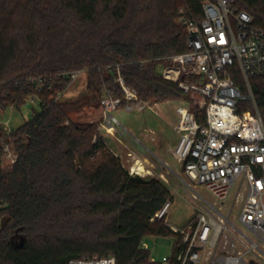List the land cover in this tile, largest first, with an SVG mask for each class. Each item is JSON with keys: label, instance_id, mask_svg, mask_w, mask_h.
Masks as SVG:
<instances>
[{"label": "trees", "instance_id": "obj_1", "mask_svg": "<svg viewBox=\"0 0 264 264\" xmlns=\"http://www.w3.org/2000/svg\"><path fill=\"white\" fill-rule=\"evenodd\" d=\"M195 0H0V110L36 97L40 109L17 128L10 167L0 159V264H68L113 256L116 264H159L143 247L149 236L175 240L163 219L150 220L171 193L155 177L131 174L99 135V120L78 121L81 99L56 97L70 83L61 72H86V87L108 89L125 104L119 73L147 103L188 97L158 68L187 49L177 10ZM264 26V0H233ZM44 77L40 89L28 79ZM264 124V78L250 77ZM236 84L242 92V77ZM242 109L252 108L248 102ZM193 109V108H192ZM194 110V109H193ZM200 120L203 113L197 112Z\"/></svg>", "mask_w": 264, "mask_h": 264}, {"label": "built area", "instance_id": "obj_2", "mask_svg": "<svg viewBox=\"0 0 264 264\" xmlns=\"http://www.w3.org/2000/svg\"><path fill=\"white\" fill-rule=\"evenodd\" d=\"M195 1L198 12L192 3L177 10L176 22L185 32L187 49L164 57L160 72L182 92L200 99L196 110L189 101L177 107L173 129L178 139L169 150L185 174L204 185L214 200L201 196L194 218L185 227L172 229L180 235L176 259L180 264H264V124L248 82L250 77L264 78V26L254 24L246 10H237L233 0ZM79 72H61L58 78L72 81ZM239 75L246 92L236 84ZM44 80L36 77L28 82L40 89ZM115 80L127 109L146 106L119 73ZM103 92L101 126L115 134L120 123L112 111L120 99L108 89ZM55 94L58 98L61 93ZM242 102L253 109H242ZM201 111L202 120L197 114ZM6 150V142H0V154ZM138 167L132 165L129 172L137 173ZM234 187L233 203L226 207ZM237 202L238 213L233 215ZM170 205L168 198L150 220H165ZM142 245L146 246L144 241ZM68 264L116 261L104 256L72 259ZM159 264L170 262L165 259Z\"/></svg>", "mask_w": 264, "mask_h": 264}, {"label": "rangeland", "instance_id": "obj_3", "mask_svg": "<svg viewBox=\"0 0 264 264\" xmlns=\"http://www.w3.org/2000/svg\"><path fill=\"white\" fill-rule=\"evenodd\" d=\"M160 68L161 66L158 70ZM103 95V90L96 92L87 89L86 72L82 70L74 80H70L67 88L58 98L63 100L81 99L84 103L83 106L78 110L70 111L69 117L82 122L99 120V135L109 146L113 147L115 152L108 148L120 158L126 169L130 170L132 165L135 167L138 165L137 173L133 174L159 178L166 184L171 193V205L164 222L172 229L185 227L198 212V204L202 202L201 196L209 201L214 200L204 185L196 183L185 174L182 164L174 157L168 147L170 142H177L178 139L177 133L173 129V124L177 119V107L189 101L191 108L196 110V106L200 103L199 97L189 95L163 102H144L146 106L143 109L137 107L127 109L125 105H118L112 114L120 125L117 126L118 131L113 136L101 126V123L105 121V113L102 116L103 109L101 110L100 104ZM39 109L40 106L36 97L27 98L19 109L8 106L0 110V126L5 131L13 130ZM151 139H155V144L152 143ZM1 142H6L8 147V151H1V163L4 167H10L12 158L16 155L15 145L9 141L2 140ZM129 148L139 149L143 151V154L139 151L129 150ZM130 151L132 154L129 155L128 152ZM154 152L158 155H155ZM143 155L146 156L145 161L141 159ZM164 160L177 172L176 175L168 169ZM234 192L235 187L224 203L226 207L233 203ZM238 205V202L235 203L233 215L238 213ZM144 242L147 243L145 248L150 251V257H153L156 263L168 259L173 253L175 245L174 238L168 236H149L144 239Z\"/></svg>", "mask_w": 264, "mask_h": 264}, {"label": "crops", "instance_id": "obj_4", "mask_svg": "<svg viewBox=\"0 0 264 264\" xmlns=\"http://www.w3.org/2000/svg\"><path fill=\"white\" fill-rule=\"evenodd\" d=\"M101 110H102V108H101ZM102 116L104 115V111L102 110ZM102 118V117H101ZM177 120V119H176ZM176 123V121L174 122V124ZM174 124H173V126H174ZM111 135H113V136H115L116 134H111ZM103 141H104V143L107 145V147H109L113 152H115L114 151V149H113V147H111V146H109L107 143H106V141L103 139ZM151 141H152V143H154L155 144V139H151ZM176 143V141L174 142H170L169 144H168V147H169V149L171 148V147H173L174 146V144ZM156 147V146H155ZM129 150H132V151H134V152H136V151H139V152H141L142 154H143V151H141V150H139V149H134V148H129ZM154 154L155 155H158V154H156L155 152H154ZM141 159H142V161H145V159H146V156L145 155H143L142 157H141ZM165 162H166V165H168V169L172 172V173H174L175 175L177 174V172L167 163V161L166 160H164ZM161 176V175H160ZM145 244L147 245V243L145 242ZM153 258V257H152Z\"/></svg>", "mask_w": 264, "mask_h": 264}, {"label": "bare ground", "instance_id": "obj_5", "mask_svg": "<svg viewBox=\"0 0 264 264\" xmlns=\"http://www.w3.org/2000/svg\"><path fill=\"white\" fill-rule=\"evenodd\" d=\"M139 168V167H138Z\"/></svg>", "mask_w": 264, "mask_h": 264}]
</instances>
